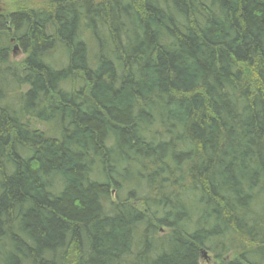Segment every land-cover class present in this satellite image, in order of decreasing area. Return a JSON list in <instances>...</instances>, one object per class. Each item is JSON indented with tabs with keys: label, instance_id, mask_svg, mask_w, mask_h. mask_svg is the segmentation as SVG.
<instances>
[{
	"label": "trees",
	"instance_id": "trees-1",
	"mask_svg": "<svg viewBox=\"0 0 264 264\" xmlns=\"http://www.w3.org/2000/svg\"><path fill=\"white\" fill-rule=\"evenodd\" d=\"M14 1L0 264H264V0Z\"/></svg>",
	"mask_w": 264,
	"mask_h": 264
},
{
	"label": "rangeland",
	"instance_id": "rangeland-1",
	"mask_svg": "<svg viewBox=\"0 0 264 264\" xmlns=\"http://www.w3.org/2000/svg\"><path fill=\"white\" fill-rule=\"evenodd\" d=\"M28 8H46L45 5L41 2H20V1H14V0H0V13H10L15 10L19 9H28ZM16 44H11V49L13 50L14 46ZM24 54L21 52L19 48L11 52V60H13L16 63L21 62L23 59ZM206 252V257L200 258L199 263L200 264H211L215 263L216 259H214L213 254L209 253L208 251L204 250ZM233 257V253L225 255V259H230Z\"/></svg>",
	"mask_w": 264,
	"mask_h": 264
},
{
	"label": "water",
	"instance_id": "water-1",
	"mask_svg": "<svg viewBox=\"0 0 264 264\" xmlns=\"http://www.w3.org/2000/svg\"><path fill=\"white\" fill-rule=\"evenodd\" d=\"M18 47L15 45L13 50H16ZM206 252L204 250H202V257H206Z\"/></svg>",
	"mask_w": 264,
	"mask_h": 264
}]
</instances>
